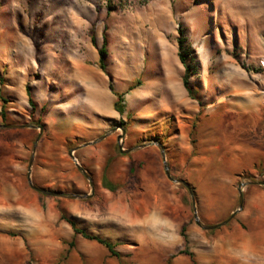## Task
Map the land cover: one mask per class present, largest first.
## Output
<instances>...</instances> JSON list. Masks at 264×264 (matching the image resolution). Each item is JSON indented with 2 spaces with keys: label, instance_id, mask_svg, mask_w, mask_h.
Returning a JSON list of instances; mask_svg holds the SVG:
<instances>
[{
  "label": "rangeland",
  "instance_id": "1",
  "mask_svg": "<svg viewBox=\"0 0 264 264\" xmlns=\"http://www.w3.org/2000/svg\"><path fill=\"white\" fill-rule=\"evenodd\" d=\"M0 76V264L247 261L224 250L264 209V0H0Z\"/></svg>",
  "mask_w": 264,
  "mask_h": 264
},
{
  "label": "crops",
  "instance_id": "2",
  "mask_svg": "<svg viewBox=\"0 0 264 264\" xmlns=\"http://www.w3.org/2000/svg\"><path fill=\"white\" fill-rule=\"evenodd\" d=\"M68 66L69 65L65 63V73L68 71ZM78 67L81 77H83L85 82L91 85L94 91L98 93L100 87L103 88L104 86L103 81L105 73L97 65L80 63ZM96 93L94 95H96ZM93 110L96 111L97 109L94 107ZM238 224L237 222V225ZM249 229L250 230L246 232L235 228L238 235H229L227 237L226 249L224 250L225 254L232 255L235 259H244L248 261H243L242 264H264V209L262 213L256 214L251 219Z\"/></svg>",
  "mask_w": 264,
  "mask_h": 264
},
{
  "label": "trees",
  "instance_id": "3",
  "mask_svg": "<svg viewBox=\"0 0 264 264\" xmlns=\"http://www.w3.org/2000/svg\"><path fill=\"white\" fill-rule=\"evenodd\" d=\"M183 42H184V40L181 37H179V46H180V48L183 47V45H184ZM106 55H107V45H106V39H105L103 44L99 48L98 64H99V67L102 70H106ZM179 57H180L181 62L185 65V68H186V73H185V75L183 77V84H184L185 88L187 89L188 93L192 96L193 95V88L190 85L189 65H188V63L186 61L185 56L182 54V52L179 53ZM0 80L2 82L1 76H0ZM110 88H111L112 92L116 95V100L114 102V107H115V109L117 111L122 112L124 110L123 107L121 106V103L124 100L123 93L115 90L114 87L112 86V84H110ZM27 90H28V94H29V102H30V104L31 105H35L34 100H33L32 96H31L29 88ZM1 99H2V101L4 103L7 102V99L5 97L1 96ZM43 108H44V106H43ZM1 117L3 118V120L5 119V104H3L2 109H1ZM132 169H133V166H131L130 171H132ZM102 184H103V186H105V187H107L109 189H113L114 188V186L111 185L110 182L108 181L107 176H106L105 173L102 175ZM61 217L63 219H65V220H67L71 224V226H72V228H73V230H74V232L76 234L79 233V234H81L82 236H84L86 238L94 239V240L98 241L99 243L103 244L105 247H107L108 250L113 255H118V251L116 250V246H117L116 242H113L110 239H107V238H104V237H101V236H98V235L90 234L86 229H84L83 227L79 226L74 218L68 216L65 212L62 213ZM181 235L184 238L186 237L185 233H184V227H183V229L181 231ZM190 256L192 257V254H190Z\"/></svg>",
  "mask_w": 264,
  "mask_h": 264
},
{
  "label": "water",
  "instance_id": "4",
  "mask_svg": "<svg viewBox=\"0 0 264 264\" xmlns=\"http://www.w3.org/2000/svg\"><path fill=\"white\" fill-rule=\"evenodd\" d=\"M10 126H12V125H10V124H2V125H0V127H10ZM163 157H164V164H165V169H166L167 176H168L169 178H171L172 180H174V181H176V182L183 183L185 186H187L188 188H190L189 183H188L187 181H185L184 179H175V178H173V177L171 176L170 171H169V164L167 163V161H166V159H165V152H164V151H163ZM73 158L76 160V158H75L74 156H73ZM31 161H32V160H31ZM77 165H78L79 168H81V170H83V168L78 164V162H77ZM83 172H84L85 175L90 179V176H89V174L87 173V171H86V170H83ZM29 182L32 183V182H31V179H29ZM241 186H242V184L239 185V195H240L239 207H238V209H237L236 211L233 212V214H232L229 218H227L226 220H224V221L221 222V223H217V224H213V225H202V224H201V221H200V219H199V217H198V215H197V209H196V207L194 206V212H195V218H196V222H197V224H199V225H201V226H203V227H205V228H207V229H211V228H215V227L219 226L220 224H225V223H227V222L229 221V219L232 218V216H233L238 210H240V209L243 207V192H242V188H241ZM39 190H40L41 192H43V193H46V194H59V193L48 192V191H45V190H42V189H39Z\"/></svg>",
  "mask_w": 264,
  "mask_h": 264
}]
</instances>
